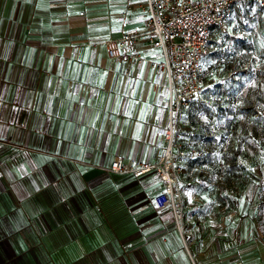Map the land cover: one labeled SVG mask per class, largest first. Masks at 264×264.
Segmentation results:
<instances>
[{"label": "crops", "instance_id": "0c3cea01", "mask_svg": "<svg viewBox=\"0 0 264 264\" xmlns=\"http://www.w3.org/2000/svg\"><path fill=\"white\" fill-rule=\"evenodd\" d=\"M143 3L0 0V264H190L186 250L198 264H264V248L234 250L238 219L211 168L190 163L178 176L182 233L155 208L157 173L109 170L117 154L156 160L157 128L168 124L166 111L156 115L153 69L109 58L100 43L113 28L140 27ZM138 47L154 51L146 37ZM198 101L181 108L174 133Z\"/></svg>", "mask_w": 264, "mask_h": 264}, {"label": "rangeland", "instance_id": "374dc122", "mask_svg": "<svg viewBox=\"0 0 264 264\" xmlns=\"http://www.w3.org/2000/svg\"><path fill=\"white\" fill-rule=\"evenodd\" d=\"M249 2H238L228 30L213 35L205 64L212 83L173 135L174 147L184 152L183 172L190 163L211 168L217 185L226 186L228 210L235 213L229 216L238 222L225 225L229 232L235 225L243 240L233 243L235 251L247 249L242 257L264 248V13ZM228 31L237 37L221 39Z\"/></svg>", "mask_w": 264, "mask_h": 264}, {"label": "built area", "instance_id": "2783aa9c", "mask_svg": "<svg viewBox=\"0 0 264 264\" xmlns=\"http://www.w3.org/2000/svg\"><path fill=\"white\" fill-rule=\"evenodd\" d=\"M246 0H144L139 5L137 18L141 26L117 27L111 30L117 37L103 39L109 58L134 62L137 70L146 63L153 69L152 87L156 93V115L167 113L166 128H157L162 135L156 143L161 153L154 161H126L117 154L109 165L115 173L129 174L135 178L149 172L157 173L162 190L154 195L157 210L169 209L174 224L182 233L183 211L176 197L178 176L183 172L184 152L175 149L173 135L175 120L181 108L196 99L204 88L203 64L209 52L212 32H226L227 19L236 3ZM264 10V0H249ZM131 6L126 5L125 10ZM125 21V11L117 17ZM147 38L154 47L146 57L138 47V41ZM98 42H92L93 55ZM75 50V48H74ZM128 79V69H125ZM3 142H8L6 138ZM188 251V250H187ZM189 253V251H188ZM190 264H198L190 255ZM230 264H242L237 261Z\"/></svg>", "mask_w": 264, "mask_h": 264}, {"label": "trees", "instance_id": "16d2710c", "mask_svg": "<svg viewBox=\"0 0 264 264\" xmlns=\"http://www.w3.org/2000/svg\"><path fill=\"white\" fill-rule=\"evenodd\" d=\"M246 70V69H245ZM203 91V90H202ZM202 93V92H201ZM254 111H256L257 112V110H254Z\"/></svg>", "mask_w": 264, "mask_h": 264}]
</instances>
